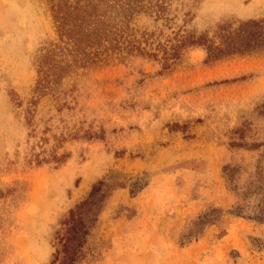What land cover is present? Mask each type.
<instances>
[{"label":"rangeland","instance_id":"374dc122","mask_svg":"<svg viewBox=\"0 0 264 264\" xmlns=\"http://www.w3.org/2000/svg\"><path fill=\"white\" fill-rule=\"evenodd\" d=\"M57 1L0 0V264H57L54 229L95 185L77 264H264V221L229 212L221 176L264 173V49L205 61L219 31H264V0H98L108 37L37 91V57L64 59ZM53 146L65 160L36 164Z\"/></svg>","mask_w":264,"mask_h":264},{"label":"trees","instance_id":"16d2710c","mask_svg":"<svg viewBox=\"0 0 264 264\" xmlns=\"http://www.w3.org/2000/svg\"><path fill=\"white\" fill-rule=\"evenodd\" d=\"M97 1L75 0L71 3L58 0L52 3L51 15L58 38L62 42V45H58V49L64 52L61 55L64 59H55L52 53L54 49L49 48L37 57L39 75L35 85L37 91H44L47 88L57 90L60 78L67 72L71 62L84 61L87 58L86 49L108 37L106 31L102 29L103 20L97 13ZM218 36L221 39L219 44L206 45L205 61H213L233 52L247 53L264 49V31L256 20L240 21L232 31L227 33L219 31ZM195 42L197 41L183 38L179 41V45ZM164 64L167 67L169 63ZM231 143L235 146L242 144L235 141ZM41 153V155H35V163L38 165L47 158L55 163H62L66 158L65 152L57 153L55 146L50 148L47 153L48 157H45L43 149ZM239 169L236 163H226L221 169L226 188L234 194L237 200L229 212L235 216L264 221V173L260 162L254 166L253 173H249L246 181L240 185L237 181ZM97 188L96 185L93 186L87 197L68 209L66 216L58 221V227L54 229L52 237L59 248L51 254L54 261L59 257L57 264H77L82 258L84 236L89 233V225L83 221V216L88 207L93 204V193ZM222 215L223 210L220 207L210 205L204 208L194 217L187 231L180 234L179 244L182 245L185 241H189L190 237L196 238L202 235L204 228L220 221ZM186 236L189 239L183 240L182 238Z\"/></svg>","mask_w":264,"mask_h":264}]
</instances>
